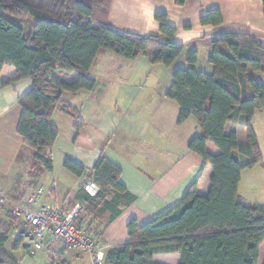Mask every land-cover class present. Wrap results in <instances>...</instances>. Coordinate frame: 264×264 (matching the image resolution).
I'll use <instances>...</instances> for the list:
<instances>
[{"label": "trees", "instance_id": "obj_1", "mask_svg": "<svg viewBox=\"0 0 264 264\" xmlns=\"http://www.w3.org/2000/svg\"><path fill=\"white\" fill-rule=\"evenodd\" d=\"M174 1L178 6L186 2ZM111 4L112 0H0V74L7 66L17 70V77L2 86L32 82L31 91L19 101L17 132L24 149L32 152L37 170L54 169L52 149L59 131L53 118L60 107L74 120L76 130L84 126L80 112L64 97L95 89L90 70L101 51L134 62L154 49L157 53L151 63L166 68L184 53V46L173 42L176 29L168 24L166 14L155 16L160 24L156 35L121 32L109 25ZM200 22L220 27L224 20L221 11L214 9ZM212 45L208 63L215 67L214 74L194 68L198 55L193 52L187 58L188 68L173 71L172 85L164 95L178 105L180 125L193 118L200 126L201 134L188 149L212 165L210 192L200 197L194 184L178 207L157 220L142 226L131 221L129 241L108 248L104 264H158L154 256L169 253L180 254L179 264H258L264 242V205L244 204L239 186L242 171L262 162L253 120L264 109V84L254 77L264 74V44L250 35L221 33ZM228 123L242 125L247 142H240L235 132L227 134ZM208 143L220 153L210 154ZM64 168L78 178L87 174L73 158L65 159ZM121 177V168L102 154L92 169L99 194L90 197L82 187L77 197L85 210L79 226L98 242L134 203ZM10 208L9 204L0 210V264H17L4 251L11 234L23 228ZM86 218L90 222L83 226ZM15 243L17 249L19 243ZM67 252L57 253L51 264H69Z\"/></svg>", "mask_w": 264, "mask_h": 264}, {"label": "crops", "instance_id": "obj_2", "mask_svg": "<svg viewBox=\"0 0 264 264\" xmlns=\"http://www.w3.org/2000/svg\"><path fill=\"white\" fill-rule=\"evenodd\" d=\"M214 9L221 11L223 25L202 26L201 18ZM157 13L167 15L168 24L176 29L173 42L185 48L173 67L153 65L151 60L157 53L154 49L134 62L101 51L90 70V76L96 81L95 89L64 97L66 103L80 112L84 126L76 130L74 120L61 107L54 115L53 123L59 131L54 146L62 139L61 123H65L74 139L73 152H65L64 157L75 159L87 169L84 178L76 177L65 168L58 169L55 160L52 172L42 169L37 175L32 171L24 180L20 178L22 154L28 153L32 158V152L24 149V141L17 132L22 112L19 101L31 91L32 82L22 80L4 87L3 82L17 77V70L7 66L0 74V191L25 203L42 183L47 187L46 198L54 199L68 211L78 202L84 183L93 181L92 169L99 157L105 155L121 168V182L135 198L106 228L99 242L106 250L129 241L131 221L142 226L178 207L192 185H197L200 197H207L210 192L212 165L188 149L190 141L201 134L200 126L193 118L180 125L178 105L164 96L172 85L173 71L188 68L187 58L196 52L198 63L194 68L213 75L215 67L208 63V57L213 51L212 42L221 33L250 35L264 44L261 0H186L183 6L174 0H112L109 25L121 32L156 35L160 29L155 19ZM259 74H254L256 80ZM253 125L262 162L242 171L239 196L246 205H264V109L256 113ZM225 131L235 132L240 142H247L242 125L228 123ZM207 150L212 155L220 153L212 143L207 144ZM36 181L41 183L36 186ZM87 222L90 219L83 220L82 225ZM17 233L10 236L14 254L28 252L20 246L15 249ZM85 255L92 261L91 255L85 252L69 251L65 259L72 264ZM180 260L179 253L154 256L158 264H179ZM258 264H264V242Z\"/></svg>", "mask_w": 264, "mask_h": 264}, {"label": "built area", "instance_id": "obj_3", "mask_svg": "<svg viewBox=\"0 0 264 264\" xmlns=\"http://www.w3.org/2000/svg\"><path fill=\"white\" fill-rule=\"evenodd\" d=\"M83 190L96 197L100 187L94 181H87ZM47 187L39 185L27 202H13L0 191V210L11 205L13 217L23 223L15 240L20 248L29 253L49 251L57 254L65 249L73 253H88L92 264H104L106 247L92 238L79 226L85 217L83 205L76 202L66 211L54 199L46 198Z\"/></svg>", "mask_w": 264, "mask_h": 264}, {"label": "rangeland", "instance_id": "obj_4", "mask_svg": "<svg viewBox=\"0 0 264 264\" xmlns=\"http://www.w3.org/2000/svg\"><path fill=\"white\" fill-rule=\"evenodd\" d=\"M257 80L259 82L263 81L264 82V75L262 73H260L258 75V77H256ZM261 82V83H263ZM112 93V92H110ZM109 93V95H110ZM56 119H58V115L56 117ZM61 140L60 142L56 145L55 149L53 147L52 149V157L53 160H55L56 164H57V168L58 169H62L63 170V162L65 160L64 157V153H72L73 152V139L74 136L71 134V132L69 131L68 127L65 125V123H61ZM71 155V154H69ZM21 166L19 168V176L20 178L23 180L25 179V177H28L30 175V173L32 171H34L36 173V175L38 174L39 170L35 169L33 167V162H32V158L28 155V153L22 154V161H21ZM58 173V171H57ZM22 182V180H21ZM41 182L40 181H36V186H38ZM41 185H44L41 183ZM26 186V185H25ZM26 188V187H25ZM4 193V192H3ZM5 194V193H4ZM6 195V194H5ZM8 196V195H6ZM19 202V201H17ZM6 252H8L10 255H12L16 260H18L21 264H51V257H55L56 254H54L53 252H50V254L46 251H41V252H37L35 253L36 255L34 256H30L29 252H21L18 254H14L13 251V238H10V241L8 243V245L6 246ZM70 253H68L67 256ZM52 255V256H51ZM72 264H92V261L90 259V257L88 255H85L83 258L77 259L75 261L72 262Z\"/></svg>", "mask_w": 264, "mask_h": 264}]
</instances>
